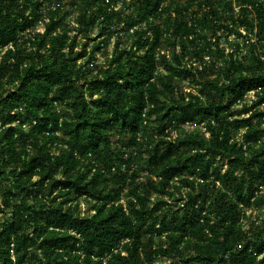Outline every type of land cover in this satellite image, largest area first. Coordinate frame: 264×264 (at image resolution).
<instances>
[{
  "label": "trees",
  "instance_id": "obj_1",
  "mask_svg": "<svg viewBox=\"0 0 264 264\" xmlns=\"http://www.w3.org/2000/svg\"><path fill=\"white\" fill-rule=\"evenodd\" d=\"M0 55V264H264V0H0Z\"/></svg>",
  "mask_w": 264,
  "mask_h": 264
},
{
  "label": "rangeland",
  "instance_id": "obj_2",
  "mask_svg": "<svg viewBox=\"0 0 264 264\" xmlns=\"http://www.w3.org/2000/svg\"><path fill=\"white\" fill-rule=\"evenodd\" d=\"M70 2L69 1H67V5L69 4ZM67 10H69V6L67 7ZM70 12H71V10H70ZM74 18H75V14L73 15L72 13H71V15H69V17H68V21L69 22H71V23H73L74 22ZM40 31H43V28H40L39 29ZM71 35L72 36H75V33L74 32H71ZM236 36V37H235ZM235 36H231L230 37V39H229V41H226V37H222L221 38V46L222 47H224V48H226V50L228 51V52H230V47H229V43L228 42H235L236 40H238L239 41V37L237 36V35H235ZM115 40H116V38H113L112 39V41H111V44L108 46V50H107V52L109 53V54H111V51L113 50V45H114V42H115ZM242 39H240V42H242L241 41ZM78 41H79V39H78ZM98 56V64L99 65H105V63L107 62V57L106 56H104L103 54H98L97 55ZM0 57H1V55H0ZM163 68V67H162ZM164 70V69H163ZM185 86H186V88H189V86L188 85H186L185 84ZM186 91H188V90H186ZM256 97H255V95L253 94V93H251L250 95H249V100H254ZM195 128V126H186V129L187 130H193ZM224 168H226V166H224ZM82 207L83 208H86V205H85V203H83L82 202ZM248 214L250 215V219L251 220H253V219H255V218H257V216H258V212L257 211H255V210H250L249 212H248ZM247 226H249V224H247Z\"/></svg>",
  "mask_w": 264,
  "mask_h": 264
}]
</instances>
